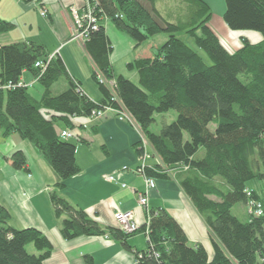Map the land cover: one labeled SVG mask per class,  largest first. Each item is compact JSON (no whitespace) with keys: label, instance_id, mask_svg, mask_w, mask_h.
Wrapping results in <instances>:
<instances>
[{"label":"trees","instance_id":"16d2710c","mask_svg":"<svg viewBox=\"0 0 264 264\" xmlns=\"http://www.w3.org/2000/svg\"><path fill=\"white\" fill-rule=\"evenodd\" d=\"M36 1L40 5V0ZM178 9H163V0H84L93 9L96 29L83 22L84 49L94 63L91 80L102 97L92 100L66 71L58 54L35 41L0 44V131L17 133L27 139L45 158L58 181L56 188L80 171L76 146L60 136L59 124L76 128L72 119L89 118L92 111L113 108L127 112L136 122L143 141L149 144L156 165L146 164L144 175L167 178L168 172L191 200L209 230L214 253L208 257L200 243L190 245L174 217L163 208L149 209L147 247L136 253L140 264H264V215H248L245 221L231 213L236 204L260 200L248 186L254 178L264 179V0H225L222 21L229 30L259 33L258 42L242 37L241 45L230 51L210 25L213 12L205 0H179ZM168 5V4H166ZM42 7V6H41ZM39 7V8H41ZM46 15V14H45ZM140 45L161 33L167 38L151 58L131 61L138 83L115 75L111 66L112 47L103 20ZM9 23L0 20V32ZM82 29V30H81ZM185 33L199 52L179 36ZM42 61L43 66H35ZM24 73L35 77L42 92L36 98L26 85L18 86ZM59 78L68 82L66 90L53 95L50 87ZM109 82L112 86L109 85ZM176 111L174 121L152 132L156 114ZM143 141L134 145L143 155ZM14 168H23L21 151L12 154ZM55 216L62 218L60 233L65 239L80 235L109 233L130 250L119 227L103 228L81 210L58 195H50ZM10 214L0 204V264H43L52 250L48 239L37 229H15L8 224ZM40 252L29 254L30 245ZM85 264H92L85 256Z\"/></svg>","mask_w":264,"mask_h":264},{"label":"crops","instance_id":"0c3cea01","mask_svg":"<svg viewBox=\"0 0 264 264\" xmlns=\"http://www.w3.org/2000/svg\"><path fill=\"white\" fill-rule=\"evenodd\" d=\"M83 1L40 0L39 5L36 1L0 0V20L10 25L0 35H7L4 36V43L7 44L33 40L44 46L50 54L57 53L69 75L80 83L82 91L92 100L99 101L102 94L97 88H84L88 80L92 81L90 75L94 63L84 49L83 42L72 38L73 10L81 13ZM205 1L209 3L208 0ZM163 5L162 3L164 9ZM41 6L46 10L44 17L39 15ZM173 9L176 10L175 7ZM219 10V14H223L224 7ZM102 25L112 47L109 58L114 74H121L133 82L137 80L135 83H138L136 70H129L127 65L135 59L151 58L161 47L164 38L159 34L135 45L131 37L114 26L110 20H103ZM219 27L223 36L231 39V43H227L230 51L241 45L242 37L251 42H258L261 38L253 31H231L222 22ZM212 30L215 31L213 28ZM116 55L123 60L122 66L115 72L113 56ZM26 74L29 79L30 74L25 73L24 77ZM53 85L50 87L51 93ZM67 87L68 82L63 83L59 91L62 92ZM40 95L34 96L39 98ZM116 115L111 112L100 118L72 119L76 128L70 132L72 137H78L76 144L79 145L75 144V157L80 171L65 180L59 189L54 186L58 179L53 169L27 139L20 138L16 132L6 136L0 132V204L8 210V224L13 228L19 230L33 227L48 239L52 250L43 260V264H85V256L91 258L92 264H140L137 262L136 253L147 247L143 229L147 222V212L138 205L137 194L145 192L146 186L143 175L135 171L139 166V155L134 145L143 141V136L138 125L120 121ZM59 125L61 131H68L64 125ZM15 151L24 154L26 165L23 168H14L11 163L10 158ZM148 153L152 155V149ZM157 159V156H151L150 161L147 160L145 164L156 165ZM122 167H126V170L121 171ZM110 173L115 174L114 182L103 177ZM168 173L167 178L151 176L155 180L154 187L147 191L148 209L163 208L183 228L190 245L200 243L211 258L214 250L210 248L211 238L203 218L177 184L174 174ZM121 184L126 185L122 187ZM54 189L71 204L85 210L103 228L118 227L115 214L131 212L140 230L127 237L130 250L124 248L121 241L108 232L65 239L60 233L63 217L55 216L50 201ZM26 250L30 254L40 253L31 243Z\"/></svg>","mask_w":264,"mask_h":264},{"label":"rangeland","instance_id":"374dc122","mask_svg":"<svg viewBox=\"0 0 264 264\" xmlns=\"http://www.w3.org/2000/svg\"><path fill=\"white\" fill-rule=\"evenodd\" d=\"M178 2H180L179 0H163V7H164V9H167L168 7L167 6H169V7H175V9H178ZM208 4L210 5V8H212L211 10H212V12H213V15H212V17H211V22H210V24H211V28H213L215 31L214 32H216L217 33V35L219 36V38H220V42H222V44L228 49V45H227V43L229 44V43H231L230 42V40L231 39H226V37H224L223 36V32H221L219 29H220V27H219V24L222 22V24H224L223 23V21H222V15L223 14H219V9L221 8V7H224V12H225V0H208ZM83 3H84V1H83ZM166 4H168V5H166ZM172 8V9H173ZM42 9H44L43 7H41L40 9H39V15L42 17H44V15H41V12H42ZM223 12V13H224ZM73 22H74V20H73ZM82 30V29H81ZM77 33L78 34H80V36L79 35H77ZM255 34H259V33H256V32H254ZM76 34V35H75ZM72 38L75 40V39H78V40H81V37L83 36V33H82V31H78V29L77 28H75V25L73 24V30H72ZM162 35V38H164L163 40H165L166 38H167V34H165L164 32L163 33H161L160 34V36ZM4 36H7V35H0V44H2V45H7V42H5L4 43V41L6 40V38L4 37ZM160 36H158L159 38H161ZM182 40L184 39L188 44H190L193 48H195L198 52H199V54H201L202 55V57H203V59H204V61L205 62H207L208 64H210L211 63V61H210V59H209V57H208V55L207 54H205L201 49H198L193 43H192V41L190 40V38L185 34V33H182L180 36H179ZM5 38V39H4ZM150 39V38H149ZM148 40V39H147ZM233 41H235V40H233ZM9 44V43H8ZM55 54H57V53H54V54H49V56L52 58V57H54V55ZM113 58L115 59V61H114V69H115V72L116 71H118L119 70V68L122 66V58L121 57H117V55L116 56H113ZM117 73H119V72H117ZM128 73H129V71H128ZM25 74V73H24ZM25 77H26V79H25ZM25 77H24V75H23V78H21V82L24 84V85H26L27 87H29V91H30V93L31 94H33V96L34 95H36V96H39L40 95V92H42V88H41V86L38 84V83H36V80H35V77L34 76H31L30 75V78L29 79H27L28 78V75L26 74L25 75ZM135 82H137V80H134ZM63 83H66L65 82V80H64V78H60V79H58L57 81H56V83H55V85H53V87L51 88V91H52V93H58V92H60L59 90H61V89H59L61 86H63ZM109 85L110 86H112V84L109 82ZM90 86H94V88H96V86H95V84L92 82V81H89L88 80V82L87 83H85V86H84V88L85 89H89V87ZM8 88H10L6 83H4L3 85H1V82H0V89H8ZM128 114V113H127ZM104 116V115H103ZM102 116V117H103ZM117 116V115H116ZM175 117H176V111H173V110H170V111H168V112H164V114H156L155 115V122H154V124H152V126H151V131L152 132H160V129H161V127H162V125L163 124H165V123H170V122H172V121H174V119H175ZM117 119H118V116H117ZM122 121H124V120H122ZM126 122V121H125ZM128 123V122H127ZM134 125H137V123L135 122V124ZM1 132V131H0ZM2 133V132H1ZM3 135V134H2ZM4 136V135H3ZM6 136V135H5ZM19 136V135H18ZM142 136H143V134H142ZM78 137L77 136H74V137H69V139H71L72 141H74V143L76 144L77 142H76V139H77ZM143 146H144V148H145V150L147 151V152H150L151 151V149H150V146H149V144L148 143H146L145 142V140L143 141ZM76 145H79V144H76ZM146 146V147H145ZM151 157V156H150ZM150 157L147 159L148 161H150ZM139 158V157H138ZM80 160H81V158H80ZM147 160H146V162H147ZM139 161H140V159H139ZM123 168V167H122ZM124 170H126L125 168L124 169H121V171H124ZM139 174H140V172H138ZM110 174H112V173H110ZM114 174V173H113ZM115 175V174H114ZM147 177H149V178H151V176H149V175H147ZM151 179H153V181L155 180L153 177L151 178ZM248 186L249 187H251L252 189H255L256 190V192H258V194H259V196H260V198H262L263 199V202H264V179H259V178H254L253 180H251V182H249L248 183ZM263 207H264V204H263ZM248 209H247V205H241V204H236V205H234L233 206V208L231 209V213L232 214H235L236 216H238V218L241 220V221H245V219H246V217H247V211ZM249 215V214H248ZM144 229V235H145V237H146V234H147V229H145V227L143 228ZM210 248L211 249H213L214 250V248H212V244H211V242H210ZM30 254V253H29Z\"/></svg>","mask_w":264,"mask_h":264},{"label":"built area","instance_id":"2783aa9c","mask_svg":"<svg viewBox=\"0 0 264 264\" xmlns=\"http://www.w3.org/2000/svg\"><path fill=\"white\" fill-rule=\"evenodd\" d=\"M93 9L91 8L90 5L87 6L86 10L84 11V13H82V15H80L75 9L73 10V17H74V22L73 24L75 25V28L79 29L82 27L83 25V22L86 20L88 25H90L93 29H96V17L93 16ZM46 14V10L45 9H42V12H41V15H44L45 16ZM76 35V34H75ZM77 35L80 36V34L77 33ZM73 36V35H72ZM49 58H51L49 56ZM35 66L37 67H42L43 66V63L42 61H36L35 63ZM18 86H23L24 84L21 82V80H19V82L17 83ZM7 85L9 87H12L11 84H8ZM115 113L117 114L118 116V119L120 121L124 120L126 122H129L131 125H134L135 122L132 121L131 117L129 116V114H127V112H119V111H116L115 109L113 108H106L105 111H92L91 113V116H89V118H100L102 117L103 115H105L106 113ZM60 136L62 138H65V139H69V137L73 136L70 132V130L66 131H61L60 132ZM150 157L149 153L144 149V152H143V155L142 156H139V166L137 169H135V171L137 172H140L141 175H143L144 177V184L146 186V190L145 192L143 193H138L137 194V203L140 207L142 208H145L146 209V212L148 214V207H147V201H148V197H147V191L148 189L150 188H153L154 187V181L153 179L147 177V175H144L143 174V169L145 168V163H146V160ZM126 169V167H124ZM123 168V169H124ZM103 177H105L106 180L108 181H112L114 182L116 180V177L114 174H106L104 175ZM126 184H121L122 187H125ZM247 213L249 215H253V216H262L264 215V207H263V203L260 201V200H257V199H250L248 202H247ZM115 217H116V220H118V223H119V229L124 233V234H127V233H134V232H137L140 228V226L135 222V220L133 219V216H132V213L131 212H126V213H116L115 214ZM148 223H149V218L147 216V222H146V225H145V229H147L148 227ZM148 232V229L146 230Z\"/></svg>","mask_w":264,"mask_h":264},{"label":"bare ground","instance_id":"6f19581e","mask_svg":"<svg viewBox=\"0 0 264 264\" xmlns=\"http://www.w3.org/2000/svg\"><path fill=\"white\" fill-rule=\"evenodd\" d=\"M152 178V177H151Z\"/></svg>","mask_w":264,"mask_h":264}]
</instances>
